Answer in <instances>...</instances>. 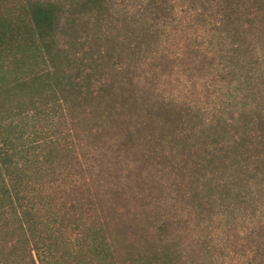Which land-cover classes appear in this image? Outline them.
Listing matches in <instances>:
<instances>
[{
	"label": "trees",
	"instance_id": "1",
	"mask_svg": "<svg viewBox=\"0 0 264 264\" xmlns=\"http://www.w3.org/2000/svg\"><path fill=\"white\" fill-rule=\"evenodd\" d=\"M124 150L185 216L118 209ZM221 225L264 264V0H0V264H192L208 236H184Z\"/></svg>",
	"mask_w": 264,
	"mask_h": 264
},
{
	"label": "rangeland",
	"instance_id": "2",
	"mask_svg": "<svg viewBox=\"0 0 264 264\" xmlns=\"http://www.w3.org/2000/svg\"><path fill=\"white\" fill-rule=\"evenodd\" d=\"M177 68H165L164 72L178 73ZM177 77L174 76V79ZM185 79L181 77V79ZM180 83H183L179 80ZM206 84H159L160 90L164 95L173 94L175 99L180 102H192L193 100H200L204 102V106L211 107L212 96L214 89L211 87L210 97L202 95V90ZM216 85V84H215ZM215 88V86H214ZM197 93L199 95H197ZM216 101V99H215ZM106 153V152H105ZM107 161L110 164L105 167L106 174L103 183L108 189L114 190L110 193L114 204L119 210L125 211L128 209L132 211H141L143 203H151L148 209L152 208L154 203L166 202L168 205H174L179 213L185 216V203L176 202L175 195L167 190L169 188L159 186L160 183L171 184V179L167 175L154 174L160 166L155 162L151 166L140 161L141 157L137 153L131 151H120L106 153ZM153 173L154 176H151ZM150 175V176H149ZM153 177V178H152ZM166 189V190H164ZM143 197V201L135 202V198ZM175 203V204H174ZM143 213V212H142ZM185 218V217H184ZM222 228H213L211 231H195L192 234H186L184 240L186 245L192 244L198 236H208L209 244L207 250L211 253L203 256L197 251L192 256V264H246L252 257V244H250V229L251 226H219ZM206 248L204 249V251Z\"/></svg>",
	"mask_w": 264,
	"mask_h": 264
}]
</instances>
